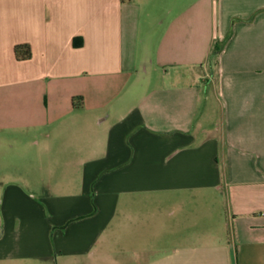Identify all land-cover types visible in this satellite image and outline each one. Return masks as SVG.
Returning a JSON list of instances; mask_svg holds the SVG:
<instances>
[{
	"label": "crops",
	"instance_id": "crops-1",
	"mask_svg": "<svg viewBox=\"0 0 264 264\" xmlns=\"http://www.w3.org/2000/svg\"><path fill=\"white\" fill-rule=\"evenodd\" d=\"M0 134V261L264 264V0H0Z\"/></svg>",
	"mask_w": 264,
	"mask_h": 264
},
{
	"label": "rangeland",
	"instance_id": "rangeland-1",
	"mask_svg": "<svg viewBox=\"0 0 264 264\" xmlns=\"http://www.w3.org/2000/svg\"><path fill=\"white\" fill-rule=\"evenodd\" d=\"M210 66V65H209ZM137 83L136 80L133 81V84ZM208 84V83H206ZM205 107V103L201 105V109ZM202 111V110H201ZM201 120V119H199ZM213 122L216 120V118H212ZM212 122V123H213ZM0 140H4L6 143H8V146L0 147V235L1 230L4 226L5 218H4V208H3V199H4V192H5V178L9 177H20L21 173H23L22 170L28 172V170L32 171L34 168V171L36 168L42 166L49 165L47 158H43V161L38 163L37 158L34 156H31L28 158L22 157L20 155L21 150L24 148L21 144V142L17 141L14 138H5L2 134H0ZM31 148V147H30ZM31 149H36L32 146ZM8 155L7 159H4V156ZM41 160V159H40ZM12 174V176L10 175ZM36 174V173H34ZM0 264H38V262L35 261H28V260H18L15 262H4L0 261Z\"/></svg>",
	"mask_w": 264,
	"mask_h": 264
},
{
	"label": "trees",
	"instance_id": "trees-1",
	"mask_svg": "<svg viewBox=\"0 0 264 264\" xmlns=\"http://www.w3.org/2000/svg\"><path fill=\"white\" fill-rule=\"evenodd\" d=\"M73 44L75 47H80L82 45V39L75 38ZM216 51H218V49H216ZM14 52L18 61H27L33 56L32 47L30 44H18L15 46Z\"/></svg>",
	"mask_w": 264,
	"mask_h": 264
}]
</instances>
